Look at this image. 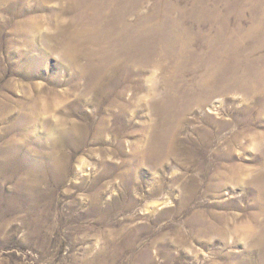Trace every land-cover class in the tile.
I'll return each instance as SVG.
<instances>
[{
	"label": "rangeland",
	"instance_id": "obj_1",
	"mask_svg": "<svg viewBox=\"0 0 264 264\" xmlns=\"http://www.w3.org/2000/svg\"><path fill=\"white\" fill-rule=\"evenodd\" d=\"M0 1V264H264V0Z\"/></svg>",
	"mask_w": 264,
	"mask_h": 264
},
{
	"label": "bare ground",
	"instance_id": "obj_2",
	"mask_svg": "<svg viewBox=\"0 0 264 264\" xmlns=\"http://www.w3.org/2000/svg\"><path fill=\"white\" fill-rule=\"evenodd\" d=\"M4 1H5V0H4ZM88 2H89V0H84V1H83V0H78V1H77V0H69V6H70V8H71L72 11H75V10H78L79 8H81V7L84 6V5L87 6V3H88ZM107 2H108V1H107ZM0 3H2V1H0ZM27 3H28L27 1H23V0L21 1V4L24 5V6H25ZM90 3H92V1H91ZM134 3H135V1H134ZM6 4H7V3H6ZM83 4H84V5H83ZM94 4H95V2H94ZM98 4H99V2H98ZM98 4H97V5H98ZM105 4H106V3H105ZM117 4H118V3H117ZM99 5H100V4H99ZM103 5H104V4H103ZM136 5H137V4H136ZM5 6H6V5H5ZM62 6H63V5H62ZM105 6H106V5H105ZM110 6H111V3H110ZM25 7H26V6H25ZM101 7H102V6H101ZM82 8H83V7H82ZM103 8H104V7H103ZM261 8H262V7H261ZM104 10H105V9H104ZM112 10H113V9H112ZM98 11H99V9H98ZM102 11H103V10H102ZM125 14H126V13H125ZM125 14H124V15H125ZM128 14H129V13H128ZM85 15H86V14H85ZM120 15H121V14H120ZM80 16H81V15H80ZM86 16H87V15H86ZM110 16H111V15H110ZM78 17H79V16H78ZM89 17H90V16H89ZM103 17H104V16H103ZM79 18H80V17H79ZM95 18H97V17L95 16ZM99 18H100V17H99ZM99 18H98V19H99ZM104 18H105V17H104ZM120 18H121V17H120ZM75 19H76V17H75ZM80 19H81V18H80ZM90 19H91V18H90ZM126 19H127V17L124 18V21H125ZM147 19H148V18H147ZM86 20H87V19H86ZM108 20H109V19H108ZM116 20H117V19H116ZM116 20H114V21H115L114 23L117 24L118 22H117ZM118 20H119V19H118ZM143 20H144V19H143ZM83 21H85V20H83ZM119 21H122V19H120ZM124 21H123V22H124ZM77 22H78V21H77ZM79 22H80V21H79ZM81 22H82V21H81ZM85 22H86V21H85ZM89 22H90V21H89ZM93 22H94V21H93ZM100 22H102V21H100ZM110 22H111V21H110ZM123 22H120V23L123 24ZM98 23H99V22H98ZM102 23H103V22H102ZM114 23H113V24H114ZM83 24H84V23H83ZM110 24H111V23H110ZM113 24H112V25H113ZM145 24H146V23H145ZM80 26H81V24H80ZM80 26H79V23H75V25L71 28V32H70V34H68V36H67V34H64V35H63V33L61 32L62 35L60 36V38H61L62 36H64V38H65L64 40H66V41H67V44H68L70 47H72L71 45L73 44V42H76V41H77V38H78V37L82 36L83 33H84V35H85L86 32H87V33L89 32V30H87V29L85 30L84 28H82V27H80ZM117 26H118V25H117ZM93 27H94V26H93ZM110 27H111V25H110ZM125 27H126V26H125ZM155 27H156V26H155ZM57 28H58V27H57ZM86 28H87V27H86ZM116 28H117V27H116ZM119 28H120V27H119ZM119 28H118V29H119ZM149 28H150V27H149ZM157 28H158V26H157ZM102 29H103V28H102ZM114 29H115V28H114ZM95 30H96V29H95ZM105 30H106V29H105ZM105 30H104V31H105ZM101 31H102V30H101ZM113 31H114V30H113ZM113 31H112V32H113ZM117 31H118V30H117ZM261 31H262V30H261ZM92 32H93V31H92ZM99 32H100V31H99ZM99 32H98V33H99ZM100 33H101V32H100ZM114 33H116V32H114ZM124 33H125V32H124ZM180 33H182V32H180ZM119 34H120V33H119ZM175 34H176V33H175ZM57 35H58V34H57ZM57 35H56V36H57ZM93 35H96V34H93ZM105 36H106V35H105ZM123 36H124V35H123ZM178 36H179V35H178ZM263 36H264V35H263ZM82 37H83V36H82ZM82 37H81V38H82ZM95 37H96V36H95ZM97 37H98V36H97ZM129 37H130V36H129ZM62 38H63V37H62ZM93 38H94V37H93ZM174 38H175V37H174ZM82 39H83V38H82ZM88 39H89V38H88ZM103 39H104V38H103ZM103 39H102V40H103ZM115 39L117 40V38H115ZM127 39H128V38H127ZM133 39H134V38H133ZM135 39H136V38H135ZM59 40H60V39H59ZM95 40H96V39H95ZM95 40H94V41H95ZM98 40H99V39H98ZM98 40H97V41H98ZM130 40H131V39H130ZM66 41H65V42H66ZM79 41H80V40H79ZM84 41H85V40H84ZM126 41H127V40H126ZM133 41H134V40H133ZM133 41H132V42H133ZM124 42H125V41H124ZM134 42H135V41H134ZM91 43H92V42H91ZM101 43H102V42H101ZM106 43H107V42H106ZM120 43H121V42H120ZM75 44H76V43H75ZM87 44H89V43H87ZM140 44H141V43H140ZM95 45H96V44H95ZM90 46H92V45H90ZM97 46H98V45H97ZM101 46H102V45H101ZM117 46H118V45H117ZM125 46H126V45H125ZM129 46H131V45H129ZM139 46H140V45H139ZM151 46H152V45H151ZM83 47H84L83 44H76L74 48L72 47V48H73V52L79 55V53L81 52V50H83ZM95 47H96V46H95ZM102 47H103V46H102ZM108 47H109V46H108ZM121 47H122V46H121ZM152 47H153V46H152ZM90 48H91V47H90ZM98 48H99V47H98ZM113 48H114V47H113ZM153 48H154V47H153ZM67 49H68V48H67ZM92 49H93V47H92ZM100 49H101V48H100ZM118 49H119V48H118ZM120 49H121V48H120ZM134 49H135V51H136V47H135V46H134ZM155 49H156V48H155ZM93 50L95 51V49H93ZM97 50H98V49H97ZM102 50H103V49H102ZM105 50H106V49H105ZM130 50H131V48H130ZM138 50H140V49H138ZM141 50H143V49H141ZM146 50H147V49H146ZM90 51H91V50H90ZM99 51H101V50H99ZM99 51H98V52H99ZM116 51H117V50H116ZM147 51H148V50H147ZM147 51H146V52H147ZM185 51H186V50H185ZM107 52H108V51H107ZM123 52H124V51H123ZM139 52H140V51H139ZM151 52L153 53V51H151ZM65 53H66V52H65ZM95 53H96V52H95ZM108 53H109V52H108ZM126 53H127V52H126ZM126 53H125V54H126ZM143 53H144V52H143ZM143 53H141L142 56H143ZM147 53H148V52H147ZM219 53H220V52H219ZM90 54H91V53H90ZM101 54H102V53H101ZM101 54H100V55H101ZM104 54H105V53H104ZM111 54H112V53H111ZM113 54L115 55V51H114ZM117 54H118V53H117ZM127 54H128V53H127ZM129 54H130V53H129ZM133 54H134V53H133ZM150 54H151V53H150ZM154 54H155V53H154ZM66 55H67V54H66ZM96 55H97V54H96ZM151 55H152V54H151ZM169 55H170V54H169ZM169 55H168V56H169ZM72 56H73V55H72ZM85 56H87V55H85ZM109 56H110V54H109ZM118 56H119V55H118ZM124 56H125V55H124ZM133 56H134V55H133ZM90 57H92V55H91ZM99 57H100V56H99ZM110 57H112V56H110ZM113 57H114V56H113ZM122 57H123V55H122ZM139 57H140V56H139ZM169 57H170V56H169ZM106 58H107V57H106ZM131 58H132V57H131ZM218 58H219V57H218ZM90 59H92V58H90ZM93 59H95V58H93ZM102 59H103V58H102ZM112 59H113V58H112ZM75 60H76V59H75ZM109 60H110V59H109ZM114 60H115V58H114ZM162 60H163V59H162ZM88 61H89V60H88ZM100 61H101V60H100ZM213 61H214V60H213ZM218 61H219V60H218ZM74 62H75V61H74ZM102 62H104V61H102ZM105 62H106V61H105ZM109 62H110V61H109ZM215 62H216V61H215ZM100 63H101V62H100ZM110 63H111V62H110ZM110 63H109V64H110ZM212 63H213V62H212ZM96 64H97V63H96ZM76 65H77V64H76ZM113 65H114V64H113ZM216 65H217V64H216ZM226 65H227V64H226ZM238 65H239V64H238ZM258 65H259V64H258ZM114 66H115V65H114ZM219 66H220V65H219ZM221 66H222V65H221ZM233 66H234V65H233ZM236 66H237V65H236ZM204 67H205V66H204ZM210 67H211V65H210ZM223 67H225V66H223ZM232 68H233V67H232ZM238 68H239V67H238ZM249 68H250V66H249ZM259 68H261V67L259 66ZM111 69H112V68H111ZM113 69H114V68H113ZM226 69H227V68H226ZM79 70H82V68L79 69ZM104 70H105V68H104ZM209 70H210V69H209ZM222 70H223V69H222ZM234 70H235V69H234ZM248 70H249V69H248ZM253 70H254V69H253ZM257 70H258V69H257ZM105 71H106V70H105ZM228 71H229V70H228ZM204 72H205V71H204ZM206 72H207V71H206ZM238 72H239V71H238ZM246 72H247V71H246ZM255 72H257V71H255ZM258 72H259V71H258ZM258 72H257V73H258ZM102 73H103V72H102ZM216 73H217V72H216ZM233 73H234V72H233ZM247 73H248V72H247ZM253 73H254V72H253ZM204 74H205V73H204ZM214 74H215V73H214ZM219 74H220V73H219ZM221 74H222V73H221ZM228 74H229V73H228ZM228 74H227V75H228ZM99 75H100V74H99ZM210 75H211V73H210ZM223 75H224V74H223ZM234 75H235V74H234ZM240 75H241V74H240ZM253 75H254V74H253ZM257 75H258V74H257ZM216 76H217V75H216ZM250 76H251V75H250ZM212 77H213V76H212ZM217 77H218V76H217ZM220 77H221V76H220ZM225 77H226V76H225ZM240 77H241V76H240ZM242 77H243V76H242ZM254 77H255V75H254ZM98 78H99V77H98ZM207 78H209V77H207ZM226 78H227V77H226ZM229 78H230V77H229ZM243 78H244V77H243ZM218 79H219V78H218ZM237 79H238V78H237ZM239 79H240V78H239ZM249 79H250V78H249ZM249 79H248V80H249ZM227 80H228V79H227ZM97 81H98V80H97ZM201 81H202V80H201ZM215 81H216V79H215ZM229 81H230V80H229ZM229 81H228V82H229ZM235 81H236V80H235ZM239 82H240V81H239ZM247 82H248V81H247ZM247 82H246V83H247ZM93 83H95V82H93ZM210 83H211V82H210ZM215 83H216V82H215ZM215 83H214V84H215ZM219 83H220V82H219ZM229 83H230V82H229ZM208 84H209V83H208ZM235 84H236V82H235ZM91 85H92V84H91ZM218 85H219V84H218ZM237 85H238V84H237ZM242 85H243V84H242ZM100 86H101V85H100ZM201 86H202V85H201ZM223 86H224V85H223ZM238 86H239V85H238ZM247 86H248V85H247ZM247 86H246V87H247ZM209 87H210V86H209ZM220 87H221V86H220ZM225 87H226V86H225ZM230 87H231V86H230ZM232 87H233V86H232ZM240 87H241V86H240ZM128 88H129V87H128ZM171 88H172V87H171ZM218 88H219V86H218ZM254 88H255V87H254ZM178 89H179V88H178ZM206 89H207V86H206ZM209 89H210V88H209ZM241 89H242V88H241ZM243 89H244V87H243ZM207 90H208V89H207ZM210 90H211V89H210ZM213 90H214V89H213ZM213 90H211V91L213 92ZM226 90H227V89H226ZM221 91H222V90H221ZM251 91H252V90H251ZM203 92H204V91H203ZM207 92H209V91H207ZM247 92H248V91H247ZM122 94H123V93H122ZM210 94H211V93H210ZM210 94H209V95H210ZM212 94H213V93H212ZM209 95H208V96H209ZM210 96H211V95H210ZM204 98H205V97H204ZM192 100H193V99H192ZM192 100H191V101H192ZM200 100H201V99H200ZM208 100H209V98H208ZM201 101H203V100H201ZM182 102H183V101H182ZM195 102H196V101H195ZM37 103H39V100H38V99H34V103L32 102V104H31V101H30V106H31V107H29V108H33ZM188 104H189V103H188ZM186 106H187V105H186ZM188 107H190V106H188ZM181 108H182V107H181ZM181 108H180V109H181ZM170 109H171V108H170ZM170 109H169V110H170ZM178 109H179V108H178ZM182 109H184V108H182ZM176 110H177V109H176ZM167 111H168V110H167ZM170 111H171V110H170ZM177 111H178V110H177ZM161 112H162V111H161ZM181 112H182V111H181ZM168 113H169V112H168ZM177 114H178V112H177ZM179 114H180V113H179ZM29 115H30V114H29ZM164 115H165V114H164ZM165 116H166V115H165ZM165 116H164V117H165ZM29 119H30V118H29ZM103 119H104V118H103ZM171 119H173V118L171 117ZM166 120H167V119H166ZM171 121H172V120H171ZM104 123H105V122H104ZM170 123H171V122H170ZM172 124H173V123H172ZM172 124H171V125H172ZM61 126L63 127V124H62ZM64 126H65V125H64ZM99 127H100V126H99ZM64 128H65V127H64ZM154 129H155V128H154ZM99 130H100V129H99ZM68 131H69V130H68ZM164 133H165V131H164ZM162 134H163V133H162ZM163 135H164V134H163ZM165 135H166V134H165ZM172 136H173V135H172ZM172 136H171V137H172ZM172 138H174V137H172ZM170 139H171V138H170ZM170 141H171V140H170ZM162 143H163V142H162ZM170 146H171V145H170ZM154 147H157V146H154ZM155 149H156V148H155ZM158 149H159V148H158ZM172 149H173V148H172ZM154 151H156V150H154ZM234 171H235V170H234ZM235 178H236V177H235ZM261 184L263 185V183H261ZM262 187H263V186H262Z\"/></svg>",
	"mask_w": 264,
	"mask_h": 264
}]
</instances>
